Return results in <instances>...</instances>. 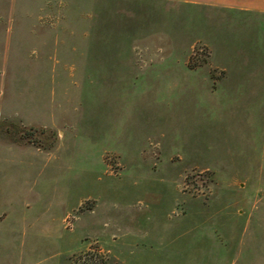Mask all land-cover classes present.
I'll return each mask as SVG.
<instances>
[{
    "label": "rangeland",
    "instance_id": "rangeland-1",
    "mask_svg": "<svg viewBox=\"0 0 264 264\" xmlns=\"http://www.w3.org/2000/svg\"><path fill=\"white\" fill-rule=\"evenodd\" d=\"M86 251L264 264L258 15L0 0V264Z\"/></svg>",
    "mask_w": 264,
    "mask_h": 264
},
{
    "label": "crops",
    "instance_id": "crops-1",
    "mask_svg": "<svg viewBox=\"0 0 264 264\" xmlns=\"http://www.w3.org/2000/svg\"><path fill=\"white\" fill-rule=\"evenodd\" d=\"M140 1H156V0H140ZM163 1L178 2L182 4L206 5V6H212V7L222 8L231 11L252 13L258 15L260 18V22L264 23V0H163ZM39 21L41 22L40 32H42L43 23L40 14H39ZM66 22L67 23L70 22L69 18L66 19ZM6 146H9V144Z\"/></svg>",
    "mask_w": 264,
    "mask_h": 264
},
{
    "label": "trees",
    "instance_id": "trees-1",
    "mask_svg": "<svg viewBox=\"0 0 264 264\" xmlns=\"http://www.w3.org/2000/svg\"><path fill=\"white\" fill-rule=\"evenodd\" d=\"M47 132V130H45ZM45 131L42 130V133L45 134ZM34 133H30L32 136ZM33 138V137H32ZM35 142V140H32ZM37 145L38 142L36 143ZM41 146V145H40ZM70 264H118L115 261H109L103 254L94 251H86L82 254L72 257Z\"/></svg>",
    "mask_w": 264,
    "mask_h": 264
}]
</instances>
